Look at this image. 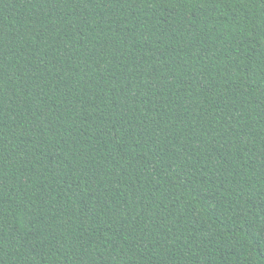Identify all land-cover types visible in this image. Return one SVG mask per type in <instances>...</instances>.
I'll return each instance as SVG.
<instances>
[{
    "label": "trees",
    "instance_id": "1",
    "mask_svg": "<svg viewBox=\"0 0 264 264\" xmlns=\"http://www.w3.org/2000/svg\"><path fill=\"white\" fill-rule=\"evenodd\" d=\"M0 264H264V0H0Z\"/></svg>",
    "mask_w": 264,
    "mask_h": 264
}]
</instances>
